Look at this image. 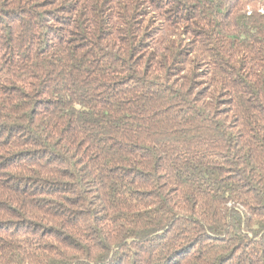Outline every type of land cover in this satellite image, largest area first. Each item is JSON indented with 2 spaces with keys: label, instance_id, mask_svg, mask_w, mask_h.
<instances>
[{
  "label": "trees",
  "instance_id": "16d2710c",
  "mask_svg": "<svg viewBox=\"0 0 264 264\" xmlns=\"http://www.w3.org/2000/svg\"><path fill=\"white\" fill-rule=\"evenodd\" d=\"M0 264H264V0H0Z\"/></svg>",
  "mask_w": 264,
  "mask_h": 264
},
{
  "label": "rangeland",
  "instance_id": "374dc122",
  "mask_svg": "<svg viewBox=\"0 0 264 264\" xmlns=\"http://www.w3.org/2000/svg\"><path fill=\"white\" fill-rule=\"evenodd\" d=\"M260 1H263V0H260Z\"/></svg>",
  "mask_w": 264,
  "mask_h": 264
}]
</instances>
